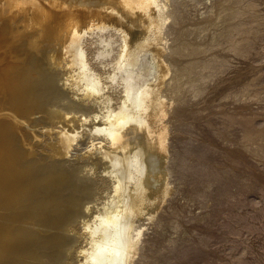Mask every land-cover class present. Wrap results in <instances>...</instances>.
I'll return each mask as SVG.
<instances>
[{"label":"bare ground","instance_id":"1","mask_svg":"<svg viewBox=\"0 0 264 264\" xmlns=\"http://www.w3.org/2000/svg\"><path fill=\"white\" fill-rule=\"evenodd\" d=\"M244 1L0 0V264H234L216 247L264 233L244 206L264 0Z\"/></svg>","mask_w":264,"mask_h":264},{"label":"rangeland","instance_id":"2","mask_svg":"<svg viewBox=\"0 0 264 264\" xmlns=\"http://www.w3.org/2000/svg\"><path fill=\"white\" fill-rule=\"evenodd\" d=\"M250 1V0H249ZM249 1H244V3H247V2H249ZM205 5V6H204ZM204 5H199V6H197V7H195V8H193L194 6L192 5V7L190 6L189 8H187V10L189 11L190 9V14L192 13V14H194V16L192 17V18H201V17H204V16H206V14L204 13V11H205V7L207 8V6H209L210 5V3L209 2H207V4H204ZM207 5V6H206ZM264 6V5H263ZM262 6V9H261V11H263L264 12V7ZM203 7V8H202ZM200 8V9H199ZM193 9V10H192ZM204 9V10H203ZM198 10H200V11H198ZM202 10H203V12H202ZM196 11V12H195ZM200 12H202V13H200ZM195 15H197V16H195ZM202 15V16H201ZM196 35V33L193 35H191V38H193L194 36ZM264 35V34H263ZM263 35H261L260 37L262 38H260V39H258L259 40V42L256 44L257 45V48L259 49V54H257V55H255L252 59H251V61L253 62H251L252 63V65H253V67H254V70L251 72V73H249L248 75H247V80H249V82H251V81H253L254 83H255V81H257L255 84H256V86H254L255 88L254 89H256L257 87L259 88H257L256 90H260V91H264L263 90V88H264V37H262ZM262 40V41H261ZM259 45V46H258ZM262 46V47H261ZM261 49H263V51H261ZM263 52V53H262ZM261 53V54H260ZM257 56V57H256ZM235 57V58H234ZM233 57V59H234V61H236V62H234V61H232V65H234V67H236L235 65H237V69H243L244 67H245V65H246V63L247 62H249V61H245L243 58L241 59V56H239L238 57V55L237 56H234ZM244 60V61H243ZM243 62V63H242ZM243 66H242V65ZM242 67H241V66ZM257 69V70H256ZM255 73V74H254ZM259 73V74H258ZM253 74V75H252ZM257 74V75H256ZM258 76V78H256ZM255 78V79H254ZM253 79V80H252ZM257 83H259V84H257ZM258 85V86H257ZM262 88V89H261ZM219 100H218V98H217V101L215 102L216 104H215V106L217 105V103H219L218 102ZM229 102V104H226V106H229V105H231L230 103H231V101H228ZM225 103H226V101H225ZM263 104V102H261V104L260 105H262ZM260 105H257L258 106V108H259V106ZM257 106L255 105V106H253V109L254 110H258L257 109ZM247 108H245V110H246ZM247 110H249V108L247 109ZM264 113V112H263ZM257 117H259V118H257ZM256 117V121H257V123H255L257 126H259V127H264V114H260V115H258ZM263 124V125H262ZM261 125V126H260ZM240 128L239 126H235V127H233L232 129H234L235 130V132H237L236 134L237 135H239L240 134V132H241V129H242V127L240 128V129H238V128ZM235 128H237V129H235ZM238 130H239V132H238ZM218 138H221V137H219V136H217ZM217 137H215V138H217ZM217 138V139H218ZM217 139H214V140H216L215 141V144H217V145H223V146H231L230 144L231 143H228V142H224V140L221 138V140H223V141H221V143H220V141H219V139L217 140ZM223 142V143H222ZM219 143V144H218ZM226 143H228L229 145H227ZM84 146V145H83ZM261 163H257V165H256V167H255V170L256 171H258V170H260L262 167H261ZM101 167V169H103V167L102 166H100ZM79 168L80 169H82L84 172H85V168H84V166L83 165H79ZM245 175H246V177L247 176H250V175H252V173H248V172H246L245 173ZM107 189V185L106 184H103V185H101L100 187H99V190H98V192H97V195H96V197H94V194H93V196H92V193H91V196H89V199H87L86 201H101L102 199L101 198H103L104 196H106V193L103 191L104 189ZM253 189V190H252ZM251 190H250V192L248 191V193H245V195H246V197H245V200L247 201L246 203H245V207H243V206H241V207H239V210L240 211H243L244 210V208H245V210H247V208H248V210L249 209H256V210H261V211H263L264 210V195L259 191L260 189H259V185H257L255 188L253 187ZM96 193V192H95ZM244 195V196H245ZM263 195V196H262ZM248 197V198H247ZM263 197V198H262ZM212 200V199H211ZM210 199H209V202L205 205V206H202V205H193L192 207H190V209L191 210H193L194 212H196V214H199V215H205V214H203V213H205V212H208V214L209 215H211V212L213 211V210H215V205H214V202H212V201H214V200H212L211 201ZM185 201L184 200H182V203H184ZM255 207V208H254ZM263 208V209H262ZM264 212V211H263ZM76 216V215H75ZM79 218V217H78ZM262 219V220H261ZM260 219V222H259V224L261 225V226H263L264 227V215H263V217ZM208 220L209 221H205V224H206V222H208V223H211L212 222V226H213V224H215L216 226L217 225H219L220 224V222L221 221H223V218H222V216L221 215H217L216 217H214V218H208ZM201 223H203V221H201ZM204 224V225H205ZM234 226H236V224H234ZM246 231V232H245ZM244 232H243V234L240 236V238H239V241H240V244L238 245V247H235V246H232V245H230V244H228V243H226V244H224L223 245V243H221V245H218V247H220L219 248V250H218V247H216V249L218 250V251H216V249H215V251H214V254H215V257L216 258H218L219 257V254H220V257L221 258H218V259H223V260H228V259H230V260H233L234 261V264L236 263H238L239 264V262H240V260H245V259H248V260H251L253 257H252V255H256L258 252V254H260L261 256L262 255H264V233L262 234V235H260V236H258L259 234L258 233H256L255 232V234H254V231H250V230H245ZM250 233H249V232ZM252 232V233H251ZM255 236H254V235ZM178 235H176V237H177ZM262 236V237H261ZM254 237H256V238H254ZM260 237V238H259ZM259 239V240H258ZM261 239V240H260ZM82 240V239H81ZM256 241V242H255ZM253 244V245H252ZM257 246V247H256ZM248 247V248H247ZM250 247V248H249ZM253 247V248H252ZM234 248H237V249H234ZM256 248H258V249H260V250H258V249H256ZM249 249V250H248ZM252 249V250H251ZM253 251V252H252ZM260 251H262V252H260ZM256 252V253H255ZM250 254H251V256H250ZM218 255V256H217ZM225 256V257H224ZM226 257L228 258V259H226ZM232 257H233V259H232ZM234 259H236V261L234 260ZM239 260V261H238ZM248 260H246V261H248ZM263 260H264V256H263Z\"/></svg>","mask_w":264,"mask_h":264}]
</instances>
